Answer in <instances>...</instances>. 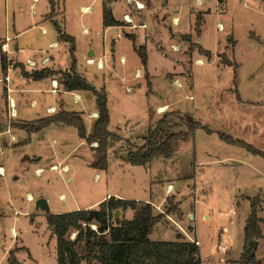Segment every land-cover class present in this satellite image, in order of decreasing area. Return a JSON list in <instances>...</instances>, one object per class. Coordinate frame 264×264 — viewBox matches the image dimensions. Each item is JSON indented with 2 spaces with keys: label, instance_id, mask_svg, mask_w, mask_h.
I'll return each instance as SVG.
<instances>
[{
  "label": "rangeland",
  "instance_id": "rangeland-1",
  "mask_svg": "<svg viewBox=\"0 0 264 264\" xmlns=\"http://www.w3.org/2000/svg\"><path fill=\"white\" fill-rule=\"evenodd\" d=\"M155 1L156 12L165 13L170 17L179 16V27L175 28L171 21L169 27L182 33H189L190 26L195 22V18L189 13L190 9L209 11L204 15L200 37L203 40V48L213 54L212 59L204 60L203 66L197 64L191 58L193 51L188 50L189 46L183 41L184 47L175 50L171 45L168 49L170 34L168 27L162 26L159 37L164 47L160 44L159 48L163 52L151 49L148 53L151 84L144 73L141 79L135 80L136 84L134 81L126 84L116 74L121 69L120 64H117V56L113 58L110 54L108 62L109 66L114 65L115 72L101 70L93 73L92 68L82 63L85 56L83 46L78 57L80 71L87 73L89 83L97 86V89L106 85L104 89L111 94L109 130L112 136L107 142V171H97L100 179H95L97 172L89 166L95 158V153L90 150L93 145H87L85 141L80 140L76 129L72 127H66L64 133L60 132L56 125L50 130L46 128L33 133L27 143L16 147V143L24 141L16 132L0 137V145L9 146L3 153L0 152V165L8 172L4 180L0 179V263L6 264L9 256L7 252L17 245L28 251L15 254L24 264H57L56 227L53 229L49 223L48 214H65L77 207L87 206L100 200L107 191H119L129 200L148 201L155 207L162 205L160 209H155L157 214L164 206L162 202L165 189L167 185H171L174 188L172 195L180 202L185 214L183 223L186 225L189 218L187 215L192 212L194 197L192 188L189 187L186 191L185 186L192 181L194 162L195 159L199 160L197 157L202 158L201 148L205 141L211 143L215 156L219 159L226 156L229 160L210 165L205 175L209 176L206 178L211 183V192L203 193L204 200L200 197L202 193H196V218L189 223L196 225V230L201 235L203 255L210 253L209 231L212 232L213 229L225 228L229 229L233 237L234 232L236 236H242L241 229L233 230L232 218L226 213L232 196L230 189L234 188L235 192L249 196L250 199L263 197V158L253 156L235 146L223 147L224 145L217 143L218 140L213 139L214 136L208 138L202 130L195 134V142H179L170 158L156 157L148 167L132 166L125 161V157L130 151H136L144 145L148 131L155 128L157 121L164 114L172 113L168 115L167 122L171 125L168 132H173L186 131V122L192 118L204 125L220 123L217 122L215 114L217 110H220L222 115L239 114L245 122H251V126L246 130L241 129L238 138L264 153V0H201L200 3L197 0ZM28 3L29 0H0V38L4 37L6 25L12 17L16 21L25 20L24 17L29 11ZM44 3L47 5L46 1ZM41 5L42 3L37 8L41 9ZM120 7H123V4H119L118 8ZM192 13L197 12L195 10ZM147 24L151 29L152 23L147 20ZM218 24L224 27L225 32L218 30ZM229 37L232 41H229ZM195 57H198V53L193 55V58ZM222 57L236 66L222 65ZM135 61L130 60L127 67L123 66L132 72V76ZM141 67L139 62L136 68L142 71ZM127 87L132 88L133 93L130 94ZM87 95L92 99L91 91L87 92ZM91 105L94 106L93 102L87 103L84 107L85 113L82 112L84 125L87 114L93 109ZM162 105L166 106V112L157 114V107ZM175 124L178 125L174 126ZM12 125L18 127L17 123L10 124L11 127ZM8 127L9 124H6V128ZM232 130H236V127H232ZM11 135L15 136L17 141H12ZM23 158L28 160L21 163ZM59 160L68 166L64 174L48 169L50 162L56 163ZM233 162L240 165L235 166ZM38 167L44 169L39 175L35 172ZM14 174L17 179H13ZM29 193L34 201L27 200ZM9 198H12L14 203L8 201V204ZM39 199L46 202L47 208L36 206ZM262 203L260 217L263 219L264 234V202ZM202 208H206L211 215L208 222L202 220ZM121 211V216L118 214V217L111 218L114 226L116 219L133 218L131 210ZM248 214L249 202L237 210L236 223L239 224L241 218H247ZM172 221L175 219L165 218L159 221L153 228L150 239L154 242L175 241L177 237ZM181 228L187 230L184 226ZM186 232L188 237L194 239L192 234ZM67 237L74 240L77 237L76 232L69 231ZM17 238L19 239L16 242ZM238 243L236 248H232L229 259L239 257L241 251ZM76 251L85 256V244L79 243ZM255 259L264 264V243L258 247ZM82 264L97 263L90 259Z\"/></svg>",
  "mask_w": 264,
  "mask_h": 264
},
{
  "label": "crops",
  "instance_id": "crops-1",
  "mask_svg": "<svg viewBox=\"0 0 264 264\" xmlns=\"http://www.w3.org/2000/svg\"><path fill=\"white\" fill-rule=\"evenodd\" d=\"M47 2L45 5L44 2ZM29 0L28 3V15L24 18L25 20H18L16 21L15 18L12 17L10 23L6 25V31L4 33V37L0 38V59L1 57L6 58V68L2 70L1 68V61H0V137L4 135H8L9 133L16 132L21 139L24 141L21 143H16L14 146H21L22 144L27 143L30 140V136L33 133H26L25 131L21 130L19 127H15L10 124L13 123H27L30 121H35L39 119H45V117L56 115L59 112L67 111V112H76V113H85V105L87 103L93 102L94 106L91 105L93 108L89 114H87L86 121V133H90L92 129V124L94 120L97 118V109L95 107V97L94 94L92 95V99L87 95L89 91H66L63 90L62 86L59 83V75L58 73H62L64 71H68L71 66V55L69 53L70 44L64 41H59L58 35L55 31L54 25L57 24L65 34L74 38V56H75V71L80 77H83L89 85H91L96 91H99L101 88L104 89V86H94L93 84L89 83L90 78L88 77L86 72H81L78 66V57L81 49L84 46L85 56L83 57L82 63L85 66L93 69V73L99 72L101 70H107L110 72H115L114 65L109 66V56L114 58L117 56L118 62L120 64V71L116 74L119 75L121 81L127 83L133 82L136 84V79H141L142 74L144 73L146 77H148V83L151 84L150 79L152 78L150 72L148 70V53L149 50L155 49L162 53V49L159 48L161 43L160 34L162 26L168 27V33L170 34L169 38V47L172 45L173 49L177 50L178 48L184 47L182 45V41L185 42L189 49L193 51L191 54V58L193 61L199 65H204V60L212 59L213 54L210 50H205L203 48V40L200 37L201 30L204 23V15L207 14L205 11H200L197 9H190L189 13L195 18L200 16L201 22L199 26L198 35L194 28L195 22L192 26H190L189 33H182L179 30L173 31L172 28L169 27L170 21L173 22V26L175 28L179 27L180 19L179 16H171L167 14H162L160 12L155 11V0H142L144 4V9L139 12H130L127 6L124 3V0H53L54 1V9L52 16H49L50 13V4L49 0ZM198 3L201 0H197ZM220 1V0H219ZM221 2V1H220ZM42 3L41 9H38L37 6ZM123 4V7L118 8V5ZM123 8V10H122ZM196 10V14L192 13ZM107 11L111 18L117 23L115 26H104L103 25V12ZM125 13H129L136 22L145 23L147 28L146 29H136L134 32L127 34L125 37H118L117 36V26L122 23V15ZM147 20L152 23V28L150 29L147 24ZM192 30V32H191ZM194 30V31H193ZM218 30L221 32L224 31V27L221 24H218ZM194 32V33H193ZM116 34V35H115ZM125 38V39H123ZM229 41H232V38L229 37ZM121 39V40H119ZM127 40V41H126ZM197 45L204 51H208L210 55L205 57L204 55L199 54L197 48L190 49L191 45ZM232 44V43H231ZM143 47L147 54V61H146V68L138 70V63L140 62L139 56L137 52L134 51V47ZM228 45H226L227 47ZM162 47H164L162 45ZM224 47V49L226 48ZM178 53V52H176ZM198 53V57L193 58V55ZM163 56V55H162ZM181 57V56H180ZM179 57V58H180ZM174 58V57H172ZM136 59V61H135ZM178 59V58H177ZM86 60H93V64L86 63ZM135 61L136 65L134 67V74L132 76V72L123 68V66L127 67L128 61ZM139 60V62H138ZM134 63V64H135ZM141 64V63H140ZM44 69H48L52 71L54 74L44 78L41 81L33 80L30 75L35 72H40ZM140 69V68H139ZM136 70V71H135ZM169 73H167L168 75ZM104 77V74H102ZM166 75V76H167ZM96 76V75H94ZM7 78L8 80H5ZM92 81V80H91ZM104 81V80H103ZM96 85V84H95ZM192 86V78L191 84ZM133 85H130V87ZM107 94V103L106 107H108L109 111V123H108V130L110 125V118H111V109L109 107V100H110V93L104 89ZM128 92L133 93V89L127 87ZM128 98V97H126ZM130 98V97H129ZM191 96L189 97V99ZM166 108L165 105L157 107V114H161ZM216 118L217 122H213V124H202L208 130H210L209 134H206L204 130V134L210 138L211 136L218 140L217 142L219 145H224V142L220 141L218 137V133H223L226 135L233 136L234 139L240 140L238 135L241 133V129L246 130L247 127L251 126V122H245L244 118H241L239 114L231 116L227 114L221 113L220 110L216 111ZM221 117V118H220ZM195 120L194 118H192ZM197 121V120H195ZM199 122V121H198ZM226 122V124H223ZM200 123V122H199ZM6 124H9V129L6 128ZM57 126L58 130L60 128V132L64 133L66 127L69 126H61L57 124H51L46 126L48 130L52 129L53 126ZM5 126V128H4ZM232 127H236V130H232ZM45 128V129H46ZM55 128V127H53ZM73 128V127H72ZM216 128H218L216 130ZM8 130V131H7ZM44 130V129H43ZM201 130V129H198ZM188 139L186 142L194 141L195 134ZM42 131V130H41ZM110 131V130H109ZM224 131V132H223ZM237 131V132H235ZM40 132V131H39ZM38 133V132H37ZM111 133V132H110ZM35 134V133H34ZM78 135V134H77ZM27 138V140H26ZM80 139V138H79ZM12 141H17L15 136L11 135ZM81 140V139H80ZM83 140V139H82ZM84 141V140H83ZM205 141V139H204ZM211 142H215L214 140H210ZM242 141V140H241ZM185 142V143H186ZM216 143V142H215ZM211 143L205 141L201 148V155L202 158L199 160L195 159L194 162V173L192 175V181L190 184H187L186 191H188L191 187V193L193 194L192 198V212L187 215L188 223L184 225V217L185 214L182 212L180 204L178 206V213L175 215H169L167 218H174L175 221H172L175 225V233L176 237L183 236L185 240L189 241L186 237L185 232H189L194 236V239L198 241V254L197 257L200 261V264H238L237 261L240 258L242 253V245L244 239V225L245 221L248 218H241V221L236 223L235 217L237 215V210L243 204H248L249 196H244L235 192L234 188L230 189V205L227 209L226 213L230 215L232 218V225L233 230L241 229L242 236L238 237L233 233L234 237L232 236L229 229H213V231H209L211 238L208 249L210 250L209 254L203 255V242L201 239V235L196 230V225L190 224L189 222L196 218V204H197V196L196 193H202L200 197L204 200L203 193L204 192H211L210 181L207 180L206 172L209 170L210 165H214L220 161H228L226 156L219 157L215 156L213 150V146L210 145ZM217 144V146H218ZM88 145V144H87ZM93 147H90L91 151L93 152L92 148L97 147L96 143H92ZM230 145V144H228ZM0 152L3 153L5 149H8L7 144H2ZM233 146V145H231ZM220 147V146H219ZM238 148V147H237ZM199 152V151H198ZM254 156V155H253ZM95 157V156H94ZM258 157V156H257ZM28 158V157H27ZM196 158V157H195ZM234 157H232L233 159ZM237 159V158H235ZM24 160H28L23 158L20 162L22 163ZM34 160V158L32 159ZM62 160L58 162H50L48 165V169L50 171H56L61 174H64L68 170V166L62 163ZM235 166H239V163L233 162ZM225 167V166H222ZM108 168V167H107ZM237 168V167H236ZM236 168H234L236 170ZM43 168L38 167L35 169L37 175L43 173ZM41 171V173H39ZM107 171V170H106ZM103 171V172H106ZM97 172V171H96ZM100 172V171H99ZM6 168L3 165H0V179L4 180L7 175ZM264 173V172H262ZM264 176V175H263ZM95 179H100V174L97 172L94 175ZM13 179H17L16 174H14ZM174 192V188L171 185H167L163 200L165 202L167 197L173 196L172 193ZM168 195V196H167ZM113 196L117 199H126L121 192L119 191H107L104 193L100 200L92 204H88L84 207H77L72 211L84 210V209H96L98 205L108 197ZM191 196V195H189ZM242 198H241V197ZM175 197V196H174ZM192 197V196H191ZM204 197V198H203ZM240 197V198H239ZM32 196L27 194L28 201H34ZM199 199V198H198ZM262 202H264V196L260 198ZM14 203V200L11 198L7 199V202ZM142 202H147L151 204L154 210L157 208L160 209L159 204L155 207L152 203L148 201L138 200ZM177 201V199H176ZM162 202V204H164ZM179 202V201H178ZM9 204V202H8ZM263 204V203H261ZM250 205V204H249ZM12 207V206H11ZM39 208V207H38ZM201 217L202 220L208 222L210 220L211 215L207 212L206 208H202ZM262 207L260 206V212L262 211ZM16 211H18L16 209ZM122 211L120 210L118 214L121 216ZM249 215V214H248ZM262 219V218H261ZM262 224L261 223V231H262ZM186 228L187 230L184 231L181 227ZM182 231H180V229ZM219 230V231H218ZM184 232V233H182ZM186 232V233H187ZM217 232V234H216ZM214 235V237H212ZM189 236V235H188ZM186 237V238H185ZM190 238V237H189ZM19 238L16 239V242ZM194 240L193 238H190ZM57 241V238H56ZM177 238L175 241L176 242ZM239 242V243H238ZM237 243L239 244L238 248L240 249V254L238 258H231L229 259L230 252L232 251L233 247H237ZM264 243V234L262 231V238L257 241V245L255 247L256 252L258 247ZM56 248V247H55ZM13 249H16L15 254L19 251H28L21 246H15ZM255 252V254H256ZM8 254V252H7ZM223 261V262H222ZM83 263V262H82ZM81 263V264H82ZM0 264H3L2 262ZM24 264V263H23ZM37 264V262L33 263Z\"/></svg>",
  "mask_w": 264,
  "mask_h": 264
},
{
  "label": "trees",
  "instance_id": "trees-1",
  "mask_svg": "<svg viewBox=\"0 0 264 264\" xmlns=\"http://www.w3.org/2000/svg\"><path fill=\"white\" fill-rule=\"evenodd\" d=\"M49 4L51 8L49 16H52L54 1L49 0ZM200 22L201 17L197 16L194 30L198 35L200 34ZM116 24L109 13L104 11L103 25L115 26ZM54 27L59 41L70 44L69 53L71 55L69 70L58 73L59 83L63 90L66 91H91L95 97L97 118L92 124L90 133H86V126L81 113L67 111L45 117V119L18 123L17 126L27 134L37 133L51 124L75 128L78 137L81 140L83 139L86 144H97V147L92 148L95 158L89 166L96 171H106L108 167L107 142L108 138L112 136V133L108 130L107 94L103 88L96 91L83 77L77 74L75 71L74 38L60 30L57 24ZM196 48L199 54L207 58L210 55L208 51L202 50L195 44L190 46V49ZM134 51L137 52L141 66L145 69L147 61L146 51L139 46H135ZM0 61L2 70H5L7 66L6 58L2 56ZM221 64L224 66H236L224 57L221 58ZM53 74L52 71L44 69L40 72L34 71L30 77L35 81H41ZM169 114H164L157 121L155 128L148 131L144 145L136 151H130L125 157V161L132 166L148 167L156 157L170 158L176 145L179 142H186L196 130L201 129L206 134L210 133V130L193 119L186 122V131L168 132V129L171 128V125L167 122ZM176 125L178 124L174 126ZM218 137L226 145H233L264 159V153L248 143L223 133H218ZM248 200L250 204L249 215L243 228L242 253L237 263L261 264L255 259L256 249L254 243L262 238V219L260 217L262 201L260 197L249 198ZM179 204L180 202L176 201V197H167L162 211L155 214L154 208L147 202L119 200L110 196L108 199L103 200L96 209H84L57 215L48 214L49 223L56 227L55 254L57 264H81L85 260L90 259H94L97 264H200L197 257V245L185 240L183 236H178L176 242H154L150 239L155 225L167 218V216L174 215L178 211ZM120 210H131L133 218L131 220L116 219V225L114 226L111 223V218L114 216L115 211ZM91 225L97 228L96 231L89 228ZM71 230H74L77 235L74 240L67 237L68 232ZM104 235H107V237H104ZM81 242L85 244V256L79 255L76 251L77 245ZM15 251L16 249H12V251L8 252L7 255L9 256L6 264H23L17 259Z\"/></svg>",
  "mask_w": 264,
  "mask_h": 264
},
{
  "label": "built area",
  "instance_id": "built-area-1",
  "mask_svg": "<svg viewBox=\"0 0 264 264\" xmlns=\"http://www.w3.org/2000/svg\"><path fill=\"white\" fill-rule=\"evenodd\" d=\"M125 5L127 6L128 10L130 12H139L144 9V4L142 0H124ZM122 23L117 26V36L118 37H124L127 34H130L134 32L136 29H146L147 26L145 23H139L136 22L135 19L132 18V16L129 13H125L122 15ZM93 60H86V63L93 64ZM5 80H8L5 78ZM174 82V81H173ZM176 83V82H174ZM94 231H96V227L94 225L90 226ZM180 229V228H179ZM180 231H182L180 229ZM184 233V232H182ZM186 235V234H185ZM186 237L189 239V241L195 245L198 246V241L196 239L191 240L187 235Z\"/></svg>",
  "mask_w": 264,
  "mask_h": 264
},
{
  "label": "water",
  "instance_id": "water-1",
  "mask_svg": "<svg viewBox=\"0 0 264 264\" xmlns=\"http://www.w3.org/2000/svg\"><path fill=\"white\" fill-rule=\"evenodd\" d=\"M36 206L39 207V208H41V209L47 208L46 202H45L44 200H41V199H39V200L36 202ZM118 213H119V211H115V212H114V216H115V217H118V216H117ZM52 227H53V229H54V225H52ZM256 245H257V241H255V243H254V247H256Z\"/></svg>",
  "mask_w": 264,
  "mask_h": 264
}]
</instances>
